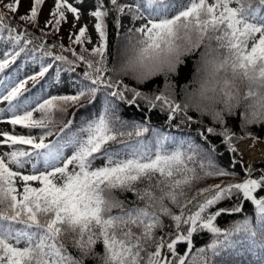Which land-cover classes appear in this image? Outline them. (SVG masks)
<instances>
[{
	"label": "snow or ice",
	"instance_id": "snow-or-ice-1",
	"mask_svg": "<svg viewBox=\"0 0 264 264\" xmlns=\"http://www.w3.org/2000/svg\"><path fill=\"white\" fill-rule=\"evenodd\" d=\"M92 2L95 10L90 15L96 20L99 42L90 50L83 46L93 44L86 25L78 34L70 31V43L80 45L79 52L62 44L35 45L27 29L11 23L21 0L4 4L13 17L0 11V104L6 102L0 123L13 129L0 132V264H221L222 252L235 248L240 239L249 243L252 264H264V174L254 177V168L245 166L242 182L222 181L197 189L209 179L236 176L218 165L215 146L202 147L194 139H178L144 122L126 121L117 111V102L138 105L144 100L149 112L166 114L169 127L174 121L175 126L191 127L207 118L210 123L197 136L205 142L218 136L233 154L234 140H255L248 129L264 128V99L257 105L259 112L234 110L231 84L225 80V106L209 116L189 110L167 92L173 89L179 95L169 76L175 78L185 57L203 56L205 39L226 49L233 73L239 70L264 87V0H110L108 8L105 0ZM44 3L31 0L29 12L19 20L38 27ZM65 12L77 21L81 18L69 0H54L44 28L58 33L66 22ZM110 12L116 13L118 29L123 27L121 16L130 17L117 57L126 46L134 47L146 71L131 80L142 85L163 77V89L157 93L146 95L124 78H113L116 67L109 62L105 24ZM140 20L144 23L136 27ZM189 26L201 40L181 51L177 30L187 31ZM26 52L38 71L23 78L4 75ZM227 61L228 57L218 71ZM81 65V76L69 77L71 92L50 91L63 82V74H74ZM120 67L125 69L126 62ZM29 82L33 87L40 84L39 92L30 97ZM254 95L258 93L249 90L245 99ZM96 102L101 105L96 114L73 131L74 119H66L69 110ZM232 118H238L239 132L228 124ZM16 126L22 131L15 132ZM53 136L56 139L50 140ZM239 163V158L230 160L233 167ZM125 194L135 198L131 207L121 199ZM234 197L251 202L255 222L245 217L227 228L218 227L222 214L241 212L239 203L216 207ZM198 232L210 233L212 239L206 248L193 251ZM181 244L187 246L183 255L178 254Z\"/></svg>",
	"mask_w": 264,
	"mask_h": 264
},
{
	"label": "trees",
	"instance_id": "trees-1",
	"mask_svg": "<svg viewBox=\"0 0 264 264\" xmlns=\"http://www.w3.org/2000/svg\"><path fill=\"white\" fill-rule=\"evenodd\" d=\"M136 2H139V0H136ZM211 2V0H210ZM235 6V5H233ZM105 7H110V0H105ZM5 16L7 17H13L11 14H9L6 11H3ZM116 13L110 12L109 16L105 18V24L107 25V32L109 35V62L110 65L114 64L117 58V49L122 41V37L124 32L126 31V28L131 26L130 24V17H128V23H125L123 27L117 28L116 27ZM11 23L13 25H17L21 31L27 29L29 33L32 34L34 44L38 45L40 42H46L49 46L53 44H61L57 38H55L52 34L43 35L40 31L39 27H33L31 24L24 23L20 21L18 18L14 17L11 20ZM136 26V25H135ZM137 27V26H136ZM47 33V32H46ZM36 37H40L39 40L35 39ZM29 47H32L30 45ZM66 48V47H65ZM76 52L80 51V47H76ZM65 55H68L69 58H71L70 53H64ZM29 55L30 53H23L20 57L25 58H31ZM199 55V53L197 54ZM197 55H194L193 57L186 58L185 63L181 65L178 74L174 78L176 90L178 93H180L181 89L185 87L191 80L192 73H193V65L194 61L197 59ZM19 57V58H20ZM18 62V59L17 61ZM82 65L81 68L77 70L76 73H70V76L73 80L77 79L82 74ZM125 83H127L129 86L136 87L138 90L142 91L146 95H153L158 92V90L163 89L164 86V79L163 77H156L152 81L146 82L142 85H137L134 81L128 78H124ZM129 96L131 94L129 93ZM177 100H180V95H177ZM118 103V114L119 116L129 122H144L148 124L149 127L158 129L160 131H164L166 133H169L171 135L176 136L179 138H191L196 140V142L201 143L202 147H211L215 146L217 152H216V161L219 166L224 167L226 169H229L231 171H234L236 173L235 177H227V178H213L209 179L203 183H200L196 185V188H203L207 185H214L217 183H221L222 181L226 184L233 181H242V178L246 175L245 166H252L254 168L253 176L256 177L260 174H264V161L257 162V163H247L237 152L236 154H233L226 150V145L222 143V138L218 136H212L210 137L206 142L202 140L201 137L197 136L198 130H203L204 126L208 125L210 122L207 118H203L201 120H198L197 123L192 124L191 127L180 125L175 126L176 121L173 122V126L169 127L168 122L166 120V114L159 112V110H152L149 112L147 108V103L144 100H139L138 105H127L122 102ZM101 107L99 102L94 103L93 105L87 107V108H81L79 111H77L76 108H71L68 112V115L66 119H74V126L73 131L76 127H78L84 119H86L89 116H94L96 114V111ZM74 114V115H73ZM228 124L237 132H239L238 128V118H232L228 121ZM249 132L253 133L256 136V139L264 141V128L259 126H253L248 129ZM55 137V136H53ZM251 137V136H249ZM247 137V138H249ZM56 139V137H55ZM240 140H234L233 143H237ZM239 158L240 163L238 166L233 167L230 164V160H235ZM192 194V193H190ZM121 199H126L129 206L131 207V201H133L135 198L131 194H125L121 196ZM239 203L242 206V210L240 213H234V214H228L225 218H217V226L221 228H227L231 226L233 223H235L237 220H242L245 217H248L250 220L255 222V208L251 204V202H246L241 198H232L227 199L225 201H221L218 207H234L236 204ZM167 238V237H166ZM212 236H209L208 238H205L198 242L196 246L194 247L193 251H195L196 248H206L207 245L211 242ZM249 243L246 240L240 239V243L236 245L235 248L229 249L226 251H223L221 254V257L218 258V260L221 262V264H252L253 257L251 255V252L248 251ZM99 250V249H98ZM91 264V262H89Z\"/></svg>",
	"mask_w": 264,
	"mask_h": 264
},
{
	"label": "clouds",
	"instance_id": "clouds-1",
	"mask_svg": "<svg viewBox=\"0 0 264 264\" xmlns=\"http://www.w3.org/2000/svg\"><path fill=\"white\" fill-rule=\"evenodd\" d=\"M200 40L201 37L191 26L187 31L184 27L177 30L176 43L181 51L194 47ZM200 52L203 53V56L194 53V55H197V59L194 61L192 77L187 87H183L179 93L180 103L188 105L189 110L206 112L210 116L218 108H224L226 101L221 89L224 88V81L228 80L231 84L229 90L234 95L231 102L232 108L241 112H259L260 109L257 105L264 99V87H260V82L245 77L239 70L233 73L230 67L232 60L228 52L224 47L217 45L214 40L205 39ZM226 57H228L227 64H225L222 71H218L219 66L225 61ZM186 58L189 57L184 59L186 60ZM122 61L126 62L125 69L120 67ZM114 64L116 67V71L113 72L114 79H136L146 71L137 60L136 49L131 46L125 47L123 56L117 57ZM169 79L175 83L173 76L170 75ZM249 90L254 94L258 93V95H254L251 99H245V94ZM167 94L172 99L177 97L173 94V89H169ZM237 104H239L238 109Z\"/></svg>",
	"mask_w": 264,
	"mask_h": 264
},
{
	"label": "rangeland",
	"instance_id": "rangeland-1",
	"mask_svg": "<svg viewBox=\"0 0 264 264\" xmlns=\"http://www.w3.org/2000/svg\"><path fill=\"white\" fill-rule=\"evenodd\" d=\"M9 2H12V0H2V2H0V11L8 12L7 9L4 8V4L9 3ZM69 2L72 3L74 7H77V9L80 11L81 18L79 21H77L75 19L74 15L72 13L65 12L66 22H62V24L60 25V29H59L58 33H56L53 30V28H51V27L45 29L44 28V22L46 20L50 19V12L54 9V0H45V3L42 5L40 13L38 14V18H37L38 27L40 29H44V31L49 33V34H52L55 38H57L59 40V42L64 47H66V48L70 47L72 49H75L76 47H81V46L70 43L69 33L71 31L73 33L78 34L79 28L86 25L88 28L87 35L90 36V38L93 41V44L86 43L83 46L90 50L94 46V44L98 45V42H99L98 33L95 32V28H94L96 20L94 17H92L90 15V12L92 10H95L93 2H92V0H80V2H77V0H69ZM30 6H31V0H21L18 12L15 13L14 17L19 19V17L21 15L27 14L29 12ZM8 13L13 16L12 13H10V12H8ZM121 23H122V25H124L125 23H128V17L121 16ZM142 23H144V21L140 20V21H137L135 23V25L137 27H139ZM120 46H121V43H120L119 47ZM29 56L31 57V55H29ZM34 71H38V65H33L31 63V58L30 59H28V58L24 59L23 57H20V58H18V62L11 65L8 69L5 70L4 75H11V76H15L18 78H23L26 75L33 73ZM51 75L52 74H50V76ZM69 77H70V73L63 74V76H62L63 82L60 85H58L54 88H51L50 91L53 94L71 92L73 89L68 82ZM40 83L46 84L47 81H42ZM27 87L32 90L31 92H29L27 94L30 97L33 93L39 92L40 84L38 83L35 87H33V82H29ZM5 107H6V102L3 104H0V109H3ZM2 131L12 132L13 129H12V126H10L6 122H4V123H0V132H2ZM21 131H22V129L20 128V126H16L15 132L19 133ZM0 139H2V137H0ZM49 139L54 140V137L53 138L50 137ZM256 142L264 143L263 141H260V140H254L253 138H248V139L243 140V142H238L234 145L237 147V152L240 154V156L242 158L245 159V161L256 162V161L264 160V158H262V159L261 158H259V159L251 158L246 153V150L244 149V145H241L242 143H245V145L248 148L257 147L259 149L260 146L259 145L257 146Z\"/></svg>",
	"mask_w": 264,
	"mask_h": 264
},
{
	"label": "bare ground",
	"instance_id": "bare-ground-1",
	"mask_svg": "<svg viewBox=\"0 0 264 264\" xmlns=\"http://www.w3.org/2000/svg\"><path fill=\"white\" fill-rule=\"evenodd\" d=\"M241 145H244V149L246 150V153L251 157V158H264V143H260V142H256V145L260 146V148L258 149L257 147L254 148H248L245 143H242ZM207 235L206 232H202L200 234H194L193 237V244L196 242V240H198L200 237H203ZM187 251V246L186 244H181L178 246V253L183 255L185 252Z\"/></svg>",
	"mask_w": 264,
	"mask_h": 264
},
{
	"label": "water",
	"instance_id": "water-1",
	"mask_svg": "<svg viewBox=\"0 0 264 264\" xmlns=\"http://www.w3.org/2000/svg\"><path fill=\"white\" fill-rule=\"evenodd\" d=\"M226 215H227V213H225V214H222V218H225L226 217ZM208 235H206V236H203V237H201L200 239H198L196 242H195V244L199 241V240H202V239H204V238H206ZM194 247V246H193Z\"/></svg>",
	"mask_w": 264,
	"mask_h": 264
}]
</instances>
